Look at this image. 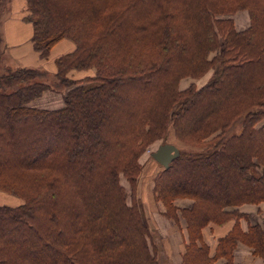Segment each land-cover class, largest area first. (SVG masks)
Listing matches in <instances>:
<instances>
[{"label":"trees","instance_id":"1","mask_svg":"<svg viewBox=\"0 0 264 264\" xmlns=\"http://www.w3.org/2000/svg\"><path fill=\"white\" fill-rule=\"evenodd\" d=\"M25 1L41 58L62 38L75 46L54 59L53 83L37 67L0 70V190L21 198L0 204V264H160L135 186L141 154L169 128L189 148L152 190L184 221L182 263L238 264L240 242L264 264V228L243 229L236 208L264 201V0ZM239 9L242 29L222 16ZM62 87V106L29 104ZM231 219L209 245L202 229Z\"/></svg>","mask_w":264,"mask_h":264},{"label":"rangeland","instance_id":"2","mask_svg":"<svg viewBox=\"0 0 264 264\" xmlns=\"http://www.w3.org/2000/svg\"><path fill=\"white\" fill-rule=\"evenodd\" d=\"M10 0H0V22L4 21V18L8 16V7H9ZM7 10L5 12V9ZM27 10V6H26ZM222 16H230L233 18L236 24V28L241 29L248 25V16L246 10L239 9L236 10L234 13ZM1 25V24H0ZM73 46V43H71ZM6 46L4 44L2 30H0V70L4 66H20L18 64L8 63L9 55L7 54ZM54 63L52 59H49L46 62L47 68L53 67ZM78 70V69H76ZM85 72H81V75H92L94 70L90 69H83ZM88 71V72H87ZM212 70L208 71L202 77L199 78H191V77H184L180 80V87H185L190 82H194L198 85L202 84L206 80H208L212 75ZM78 76V75H75ZM44 81L53 83L56 77L54 76L52 71H46L45 77L43 78ZM66 90L65 87L58 88L56 90H51L52 92L56 93L57 96L61 97L63 91ZM44 100H46L47 106L57 105L60 103V100L54 103H49V97L44 96ZM239 128V122H235L230 127V132L236 131ZM60 136V135H59ZM56 138L49 139L46 141L48 145L52 146V142H56ZM59 140V139H57ZM44 141V143H45ZM172 143L176 147L185 149L189 148L186 147L183 143H181L178 139H176L171 132V128L167 131L166 135L162 138V140H157L152 143L148 148L144 150V152L140 156V163H141V170L139 175L136 179V186H135V197L136 203L138 205L141 217L149 228L151 233V240L153 245L156 248L157 258L160 264H183L181 259V252L183 250V241H185V230H184V221L182 218L179 219V226H177L171 219H168L164 216V206L156 199L153 193V177L154 175L162 169V165L158 163L152 156L151 152L162 143ZM45 143V144H46ZM44 145V144H43ZM191 148V147H190ZM120 182L125 187L127 199L129 201L130 198V186L126 181L123 175H120ZM4 197H9L10 199L7 200ZM176 200V199H175ZM174 200V203L177 206L181 207L188 204V200ZM21 202V198L15 196L11 193H7L5 191L0 190V203H8V204H18ZM76 208V206H75ZM209 243H212V238L207 239Z\"/></svg>","mask_w":264,"mask_h":264},{"label":"crops","instance_id":"3","mask_svg":"<svg viewBox=\"0 0 264 264\" xmlns=\"http://www.w3.org/2000/svg\"><path fill=\"white\" fill-rule=\"evenodd\" d=\"M6 10L7 7L5 9V12ZM7 11L8 16L4 18V21L0 22V30H2L4 44L6 45L4 47L6 48L7 54L9 55L8 63L16 62L15 64H18L20 66L37 67L46 71H52L54 73L55 64L53 65V67L51 66L50 68H47L46 62H48L49 59H52L54 63V59L57 56L73 50L75 46L73 41H71L69 38L60 39L51 47L47 57L41 58L38 52L32 47V24L31 22L24 19V16L28 12L26 10V1L10 0ZM71 43H73V46ZM81 72L84 73L85 71L71 69L68 71L67 75L72 78H81L83 76H86L81 75ZM44 96L49 97V103H54V101L57 102L58 100H60V103H58L57 105L47 106V101L43 99ZM29 104L37 108H57L63 105L62 94L61 97H58L57 94L52 92L51 90H46L39 97L30 101ZM2 197L6 198L7 200L10 199L9 197ZM184 199L188 200V204L184 206H189L191 203V199L189 198H177L176 200ZM236 208L240 212H243L247 215L246 220H240V224L243 229L247 227L248 222L259 223L264 228V201H261L259 203H243L241 205L236 206ZM233 222V219H231L224 222L223 224L210 223L202 229L204 239L209 245L213 246L215 243V239L225 234L231 228ZM209 238H212V243L208 242L207 239ZM234 260L238 264H262V260L251 253V248L240 242L236 246Z\"/></svg>","mask_w":264,"mask_h":264},{"label":"water","instance_id":"4","mask_svg":"<svg viewBox=\"0 0 264 264\" xmlns=\"http://www.w3.org/2000/svg\"><path fill=\"white\" fill-rule=\"evenodd\" d=\"M179 154V149L172 143L159 144L152 152L151 156L160 163L163 168L168 167L170 161Z\"/></svg>","mask_w":264,"mask_h":264}]
</instances>
